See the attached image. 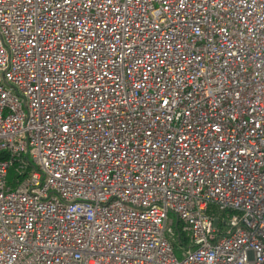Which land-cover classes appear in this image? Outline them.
Masks as SVG:
<instances>
[{
  "label": "built area",
  "instance_id": "1",
  "mask_svg": "<svg viewBox=\"0 0 264 264\" xmlns=\"http://www.w3.org/2000/svg\"><path fill=\"white\" fill-rule=\"evenodd\" d=\"M0 264H264V0H0Z\"/></svg>",
  "mask_w": 264,
  "mask_h": 264
},
{
  "label": "rangeland",
  "instance_id": "2",
  "mask_svg": "<svg viewBox=\"0 0 264 264\" xmlns=\"http://www.w3.org/2000/svg\"><path fill=\"white\" fill-rule=\"evenodd\" d=\"M177 256H178V254H177Z\"/></svg>",
  "mask_w": 264,
  "mask_h": 264
}]
</instances>
